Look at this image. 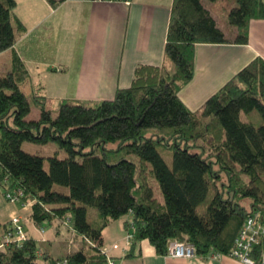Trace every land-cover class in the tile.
I'll return each mask as SVG.
<instances>
[{
  "label": "trees",
  "instance_id": "16d2710c",
  "mask_svg": "<svg viewBox=\"0 0 264 264\" xmlns=\"http://www.w3.org/2000/svg\"><path fill=\"white\" fill-rule=\"evenodd\" d=\"M16 7L17 0H0V53L12 49V66L0 74V188L6 199L22 192L18 204H32L37 227L69 224L83 239L61 259L110 264L102 231L127 215L132 239H148L162 255L178 239L199 256H229L250 212H260L264 223V59L253 60L197 111L179 96L194 78L196 45L248 43L250 20L264 19L263 0H234L231 30L204 0H174L166 64L139 65L131 86L113 99L63 101L57 112L44 95L27 91L30 73L14 49L25 30ZM32 104L38 118L30 117ZM25 142L58 149L29 153ZM38 250L26 234L0 251V264H38ZM263 250L264 234L252 254L258 264Z\"/></svg>",
  "mask_w": 264,
  "mask_h": 264
},
{
  "label": "crops",
  "instance_id": "0c3cea01",
  "mask_svg": "<svg viewBox=\"0 0 264 264\" xmlns=\"http://www.w3.org/2000/svg\"><path fill=\"white\" fill-rule=\"evenodd\" d=\"M173 1L66 0L53 6L48 0H17L15 13L25 30L18 34L14 49L30 73L27 91L44 95L46 107L53 112L63 101L113 99L118 89L131 86L139 65L166 64ZM230 2L233 5L234 0ZM24 3L28 5L25 15L19 12ZM204 3L214 14L213 5ZM248 39L246 44L196 45L194 78L179 91L190 110H199L253 60L264 59V19L250 20ZM5 52H11L12 66V49ZM15 216L20 217L27 236L38 242V264H50L82 247L83 239L69 224L37 227L31 219L32 204L11 203L0 188V238ZM130 219L127 215L114 220L102 231L104 250L115 264H242L228 255L173 258L159 254L148 239L127 238Z\"/></svg>",
  "mask_w": 264,
  "mask_h": 264
},
{
  "label": "built area",
  "instance_id": "2783aa9c",
  "mask_svg": "<svg viewBox=\"0 0 264 264\" xmlns=\"http://www.w3.org/2000/svg\"><path fill=\"white\" fill-rule=\"evenodd\" d=\"M97 2H125L130 3V0H93ZM7 194V199L11 203H18L20 195ZM8 230L5 231L4 236L1 238L4 242H0V251L6 249V246L11 241H23L26 238L23 226L21 224L20 217H13L8 223ZM264 234L263 217L260 212H250L245 222L240 229L235 241V248L229 255L235 259L241 261L242 264H258L257 260L253 257V251L259 244L261 235ZM128 239L132 238V234L128 232ZM167 256L173 258H192L197 256L196 248L193 244L186 243L184 241L174 239L168 243ZM110 264H115L114 261H110ZM57 264H68L67 259H61L57 261ZM261 264H264V250L261 254Z\"/></svg>",
  "mask_w": 264,
  "mask_h": 264
},
{
  "label": "rangeland",
  "instance_id": "374dc122",
  "mask_svg": "<svg viewBox=\"0 0 264 264\" xmlns=\"http://www.w3.org/2000/svg\"><path fill=\"white\" fill-rule=\"evenodd\" d=\"M207 4L210 3L211 5H213V12L217 17L218 23L220 24V26L222 28H224L226 30H231L229 27H227V15L228 12L231 8V2L230 0H217L215 2H211L209 0H204ZM28 11V5L27 3H24L20 6L19 8V12L23 15L26 14V12ZM233 36L231 33L228 32V35ZM11 68V52H3L0 54V74H4L5 72H7L9 69ZM54 92V91H53ZM33 109L31 112L30 117H38L39 116V110L38 108L32 104ZM36 117V118H37ZM256 123H260V121L256 122ZM23 149L29 153H34V154H41L44 156H49V155H53L54 152L58 149L57 146L53 143H49V144H36V143H31V142H25L23 144ZM61 157H65L66 153L64 151H61L60 153ZM168 163L171 164V158L167 157L166 158ZM46 168L49 167V163L48 161H46ZM154 185H155V193L156 196L163 200V196L161 194V191L159 190L158 184L156 181H154ZM247 204V203H246ZM249 208V207H248Z\"/></svg>",
  "mask_w": 264,
  "mask_h": 264
}]
</instances>
